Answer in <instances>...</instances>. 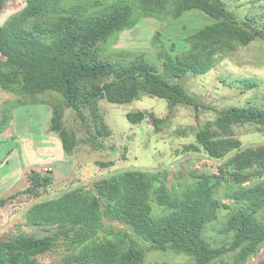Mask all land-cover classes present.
Listing matches in <instances>:
<instances>
[{
  "label": "trees",
  "instance_id": "1",
  "mask_svg": "<svg viewBox=\"0 0 264 264\" xmlns=\"http://www.w3.org/2000/svg\"><path fill=\"white\" fill-rule=\"evenodd\" d=\"M7 1L0 0V17ZM140 2L141 16L169 14L179 18L197 10L214 22L187 36V50L173 53L163 49L160 68L144 54H135L128 61L108 60L101 54V43L135 23L132 5L116 3L109 10L90 15L65 11L51 22L33 23L50 10L52 0H26L23 10L0 23V86L33 95L31 102L38 94L57 92L81 119L86 120L84 110H89L98 135L109 136L100 114V99L127 104L146 93L166 99L170 111L179 104L201 107L196 96L172 80L205 74L238 45L264 39V22L240 21L223 0ZM245 83L257 85L254 81ZM217 113L213 122L197 132V143L186 146L217 162L216 170L193 174L194 179L179 190L167 182V170L127 168L37 201L27 211L28 223L57 226L58 230L43 237L17 234L1 239L0 264H40L37 256L60 242L70 250L59 264H144L145 251L127 241L129 234L106 235L113 225L131 229L155 249L184 252L193 258L192 264H210L231 251H237L233 264H264V259L250 262L264 242V218L259 216L264 210V180L249 184L264 171V144L245 146L234 135V127L239 125L264 126V108L231 106ZM127 118L137 124L146 113L130 111ZM62 119L54 104L50 128L72 154L77 141ZM159 122L156 118L155 123ZM98 135L93 134V139ZM31 181L33 186L27 191L34 193V186L46 185L50 179L33 171ZM228 182L237 187L224 201L217 196V189ZM9 199L0 196V209ZM154 203L162 212L156 211ZM223 210L228 215L220 231L230 240L216 245L206 231Z\"/></svg>",
  "mask_w": 264,
  "mask_h": 264
},
{
  "label": "rangeland",
  "instance_id": "2",
  "mask_svg": "<svg viewBox=\"0 0 264 264\" xmlns=\"http://www.w3.org/2000/svg\"><path fill=\"white\" fill-rule=\"evenodd\" d=\"M223 1L240 21L254 19L257 25L264 22V0ZM116 3L133 6L135 23L101 43L102 56L112 61H128L135 54H144L152 63L160 66L159 56L163 49L173 50V53L187 50V36L214 22L209 15L197 10L188 11L179 18L169 14L141 16L140 0H52L50 10L34 19L33 23L51 22L65 11L97 14L109 10ZM25 6L26 0H8L2 10L0 23L4 24ZM123 51L129 53L123 55ZM172 81L183 84L202 106L179 104L170 111L166 99L146 93L127 104H114L100 99L102 121L111 132V135L102 137L97 133L93 114L84 110L86 120L81 119L61 94L41 93L36 95L35 102H31L33 95L17 94L0 86V118L3 112L7 118V122H0L4 123L0 132V165L4 160L6 171L17 176L24 167L41 168L34 171L39 172L42 178L50 179L46 185L38 188L34 186V193L27 191L33 186L32 171L25 173L15 184L0 185V196L10 198L8 204L0 209V240L17 234L38 237L54 234L58 230L57 226H33L28 223L29 207L37 201L57 197L65 190L94 182L111 172L127 168L167 170V182L183 190L185 183L194 179L193 174L216 170L217 162L209 160L203 151L186 149V146L197 143V132L207 122L217 118V110L248 105L264 108V39L238 45L205 74H190ZM245 81H254L257 85L248 86ZM20 102L27 104H17ZM54 104L61 110L64 126L77 141L70 155L74 160L84 162L82 167L67 177L57 175L55 168L51 173L43 172L49 163L58 165L61 174L65 172L66 164L61 162L58 150L61 137L50 128ZM130 111H144L146 118L133 124L127 118ZM156 118L160 119L158 125L155 123ZM93 134L99 138L94 140ZM234 135L245 146L264 144V126L239 125L234 127ZM98 143L103 147H99ZM262 180L264 171L249 184ZM236 187L232 182L224 183L217 189V196L228 201L227 195ZM154 205L158 213L162 212L156 203ZM227 215L228 211L223 210L218 221L207 228V237L216 245L230 240L228 234L220 231ZM259 216L264 218V210L259 212ZM117 232L122 236L129 234L127 241L145 251L144 264L194 263L193 258L184 252L153 248L144 238L122 225H113L106 235L115 237ZM69 250L66 243L60 242L37 258L40 264H59ZM236 252H228L210 264H233ZM262 259L264 242L250 257V262Z\"/></svg>",
  "mask_w": 264,
  "mask_h": 264
},
{
  "label": "crops",
  "instance_id": "3",
  "mask_svg": "<svg viewBox=\"0 0 264 264\" xmlns=\"http://www.w3.org/2000/svg\"><path fill=\"white\" fill-rule=\"evenodd\" d=\"M4 114H5L4 112H3V115L1 114L0 122L4 120V118H5ZM51 117H52V114H51ZM0 127H3L2 124H0ZM1 130H2V128L0 129V132H1ZM59 138H56V139H59ZM58 150H60V154H61V159L60 160H61V162L66 164L65 167H64V169H65L64 174H61L59 172V170H58L59 166L55 165V163L47 164L48 166L52 165L55 168V170L57 172V175L59 174V175H61L63 177H67L69 175H72V173H74L76 170H78V168H80V166L82 164L84 165V162L82 163V162H80L78 160L77 161L74 160L73 157L65 151L62 141H61V144H58ZM4 164H5V161L2 160L1 161V165H0V185H3V186H5L6 184H10V183L15 184L17 182L16 180L22 179L23 175H25V173H28V171H32L33 172L34 170H36V171L41 170V168L37 170L34 167H24L23 172L20 175L17 176L15 174L12 175V174L8 173V171H6V168H4ZM2 166H3V168H2Z\"/></svg>",
  "mask_w": 264,
  "mask_h": 264
},
{
  "label": "built area",
  "instance_id": "4",
  "mask_svg": "<svg viewBox=\"0 0 264 264\" xmlns=\"http://www.w3.org/2000/svg\"><path fill=\"white\" fill-rule=\"evenodd\" d=\"M54 170V167L52 165L46 166L44 168V173H51Z\"/></svg>",
  "mask_w": 264,
  "mask_h": 264
}]
</instances>
